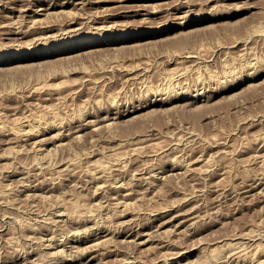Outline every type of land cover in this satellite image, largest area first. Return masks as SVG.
Returning a JSON list of instances; mask_svg holds the SVG:
<instances>
[{"label":"rangeland","instance_id":"rangeland-1","mask_svg":"<svg viewBox=\"0 0 264 264\" xmlns=\"http://www.w3.org/2000/svg\"><path fill=\"white\" fill-rule=\"evenodd\" d=\"M77 1L0 0V263L261 264L264 0Z\"/></svg>","mask_w":264,"mask_h":264},{"label":"bare ground","instance_id":"bare-ground-1","mask_svg":"<svg viewBox=\"0 0 264 264\" xmlns=\"http://www.w3.org/2000/svg\"><path fill=\"white\" fill-rule=\"evenodd\" d=\"M2 1H3V0H2ZM17 1H18V0H17ZM21 1H22V6H23L24 4H26V2H24V1H27V0H19V2H21ZM46 1H47V0H46ZM76 1H77V0H63V1H58V0H57V1H55V2L52 1L53 3H49V4L46 5V4L42 3V0H41V2H40V0H39V2H40V6H39V8L37 7L38 9H36V10H32L31 8H33V7H24V8H27V9H20V8L18 7V9L22 10V11L19 10V12L24 13V15H23L24 17H27V18L30 20L31 23L35 24V23H38V21L40 20V19H38L40 16H44V15H47V14L49 15L50 13L53 14V11H55L56 9L58 10V8L66 10V7H68V5L74 4ZM90 1H91V0H90ZM92 1H93V3L97 4V3H101V2L106 1V0H92ZM109 1H110V0H109ZM118 1H119V0H118ZM123 1H125V0H122V2H123ZM183 1H184V0H183ZM83 2H84V1H83ZM180 2H181V1H180ZM29 3H30V2H29ZM76 4L79 5V4H81V2L77 1ZM90 4H91V3H90ZM16 5H18V4H16ZM29 5H30V4H29ZM34 5H35V4H34ZM178 5L180 6V4H178ZM181 5H182V4H181ZM183 5H184V4H183ZM27 6H28V5H27ZM74 6H75V5H74ZM74 6H73V7H74ZM82 6L84 7V5H82ZM82 6H81V7H82ZM75 7H77V6H75ZM81 7H80V8H81ZM15 8H16V7H14V8L11 9V10H14ZM34 9H35V8H34ZM177 9H178V8H177ZM0 10H1V9H0ZM11 10H10V11H11ZM78 10H79V7H78ZM82 10H83V8H82ZM62 11H63V10H62ZM62 11H59V12H62ZM1 12H2V11H1ZM3 12H4V11H3ZM55 12H56V11H55ZM55 12H54V14H55ZM176 12H177V11H176ZM12 13H13V12H12ZM51 14H50V15H51ZM84 14H85V13H84ZM150 14H151V13H150ZM152 14H153V13H152ZM1 15H2V14H1ZM14 15H15V14H14ZM89 15H90V14H89ZM94 15H95V14H94ZM5 16H6V15H5ZM5 16H4V17H5ZM8 16H9V15H8ZM12 16H13V15H11L10 17H12ZM20 16H21V15H20ZM91 16H92V15H91ZM91 16H90V17H91ZM18 17H19V15H18ZM88 17H89V16H88ZM93 17H95V16H92V18H93ZM97 17H101V16H97ZM104 17H105V16H104ZM92 18H91V19H92ZM22 19H23V18H22ZM87 19H89V18H87ZM87 19H86V20H87ZM103 19H104V18H103ZM24 20H25V19H24ZM96 20H98V19H96ZM105 20H106V19H105ZM13 21H14V19H13ZM91 21H92V20H91ZM9 22H10V21H9ZM88 22H89V21H88ZM88 22H87V23H88ZM7 23H8V22H7ZM19 23H20V22H19ZM85 23H86V22H85ZM106 23H108V21H107ZM4 24H5V26L8 25V24H6V23H3V25H4ZM9 24H10V23H9ZM11 24H12V23H11ZM14 24H15V23H14ZM14 24H13V25H14ZM17 24H18V23H17ZM17 24H16L15 26H17ZM24 24H25V23H24ZM72 24H73V22H72ZM89 24H90V23H89ZM104 24H105V23H104ZM67 25H68V24H67ZM100 25H101V24H100ZM9 26H11V25H9ZM15 26H14V28H16ZM19 26H20V25H19ZM35 26H36V25H35ZM87 26H88V25H87ZM92 26H93V25H92ZM101 26H102V25H101ZM90 27H91V26H90ZM97 27H98V26H97ZM29 28H30V27H29ZM70 28H71V27H70ZM88 28H89V27H88ZM12 29H13V28H12ZM19 29H20V28H19ZM19 29H18V31H19ZM24 29H25V28H23V30H24ZM30 29H31V28H30ZM68 29H69V28H68ZM73 29H74V28L72 27V31H73ZM91 29H92V28H91ZM99 29H101V27L98 28V30H99ZM28 30H29V29H28ZM66 30H67V29H66ZM170 30H171L170 27H165V28H163V29H158L157 31H154V32L151 31V33H148V34L146 33V34H147V36H149V35H157V34H163V33H165V32H169ZM14 31H15V30H14ZM21 31H22V30H20V32H21ZM62 31H63V30H62ZM13 33H14V32H13ZM16 33H18V32H16ZM28 33H29V32H28ZM63 33H65V31H64ZM63 33L60 32V34H63ZM75 33H76V32H75ZM19 34H20V33H19ZM71 34H73V33H71ZM71 34H70V35H71ZM25 35H26V34H25ZM77 35H78V34H77ZM22 36H23V35H22ZM63 36H64V35H63ZM71 36H72V35H71ZM61 38H62V37H61ZM65 38H66V37H65ZM127 39H128V38H127ZM133 39H134V38H133ZM34 40H35V39H34ZM118 40H123V38H116V42H117ZM124 40H125V39H124ZM57 41H58V40H57ZM88 44H92V43H88ZM70 49L73 50L74 47H71ZM70 49H67V48H66V49H64V50H70ZM40 56H46V54H41ZM27 57H30V56H27ZM23 58H26V56H24ZM18 59H19V58H18ZM0 61H1V60H0ZM197 96H198V95H197ZM197 98H198V97H197ZM199 98H200V97H199ZM195 100H196V99H195ZM199 100H200V99H199ZM133 110H134V108H133L131 111H133ZM135 110H136V109H135ZM137 110H138V109H137ZM126 111L128 112V110H126ZM117 112H118V111H117ZM117 112H116V114H117ZM113 113H114V112H113ZM121 113H122V112H121ZM125 113H126V112H125ZM82 114H83V113H82ZM88 114H89V113H88ZM108 114H109V113L107 112V115H108ZM116 114H115V115H116ZM107 115H106V116H107ZM106 116L104 117L105 119L108 118V117L106 118ZM118 116H119V115H118ZM120 116H121V115H120ZM55 117L57 118L58 115H57V116L55 115ZM81 117H82V116H80V118H81ZM84 117H85V116H84ZM87 117H88V116H87ZM87 117H86V118H87ZM109 117H110V116H109ZM26 118H27V117H26ZM26 118H25V119H26ZM58 118H59V117H58ZM113 118H114V117H113ZM113 118H112V119H113ZM117 118H118V117H117ZM28 119H29V118H28ZM59 119H60V118H59ZM82 119H83V118H82ZM99 120H100V119H99ZM25 121H26V120H25ZM28 121L30 122V119H29ZM38 121H39V120H38ZM42 121H43V120H42ZM106 121H107V120H106ZM110 121H111V120H110ZM110 121H109V122H110ZM113 121H114V120H113ZM113 121H111V122H113ZM29 122H28V123H29ZM31 122H32V121H31ZM36 122H37V121H36ZM63 122H65V121H62V123H63ZM114 122H115V121H114ZM28 123H27V124H28ZM38 123H39V122H38ZM45 123H48V122H45ZM60 123H61V121H59L58 119H55L54 122H52V123H50V124L48 123V125H56V124H60ZM103 123H104V121H103ZM24 124H25V123H24ZM31 124H32V123H31ZM41 124H42V122H41ZM41 124H39V125H41ZM43 124H44V123H43ZM84 124H85V123H84ZM94 124H95V123H94ZM96 124H97V123H96ZM104 124H106V123H104ZM107 124H109V123L107 122ZM107 124H106V125H107ZM114 124H115V123H112V124L110 123V126H111V125H114ZM21 125H23V124L21 123ZM21 125H20V126H21ZM33 125H36V124H33ZM44 125H45V124H44ZM63 125H64V124H63ZM79 126H80V125H79ZM21 127H22V126H21ZM21 127H17V128H21ZM36 127H37V126H36ZM36 127H35V128H34V127H31V128H32L33 130H34V129L37 130ZM44 127H46V126H44ZM51 127H52V126H51ZM57 127H58V126H57ZM104 127H105V125H104ZM111 127H112V126H111ZM60 128H61V127H60ZM108 128H110V127L108 126ZM13 129H14V128H13ZM29 129H30V128H29ZM32 129H30V130H32ZM19 130H20V129H19ZM19 130H15V129H14L13 131H19ZM25 130H26V129H25ZM25 130H23V132H22L23 134H24V131H25ZM35 130H34V132H35ZM38 130H39V129H38ZM69 130H70V129H69ZM40 131H41V130H40ZM65 131H66V130H65ZM65 131H64V132H65ZM19 132H20V131H19ZM25 132H26V131H25ZM37 132H38V131H37ZM75 132H76V131H75ZM14 133H16V132H14ZM17 133H18V132H17ZM20 133H21V132H20ZM22 133H21V134H22ZM27 133H28V132H27ZM27 133H26V134H27ZM40 133H41V132H40ZM42 133H43V132H42ZM59 133H60V132H59ZM62 133H63V132H62ZM26 134H25V135H22V136H26ZM37 134H39V132H38ZM57 134H58V133H57ZM65 134H66V133H65ZM67 134H68V133H67ZM55 135H56V134H55ZM55 135H54V136H55ZM28 136H29V134H28ZM57 136H58V135H57ZM61 136H62V135H61ZM66 136H67V135H66ZM66 136H64V137H66ZM26 137H27V136H26ZM29 137H30V136H29ZM38 137H39V136H38ZM38 137H37V138H38ZM52 137H53V136H52ZM35 138H36V137H35ZM41 138H42V137H41ZM55 138H56V137H55ZM25 139H26V138H25ZM38 139H39V140H38ZM38 139H37V142L40 141V138H38ZM42 139H44V138H42ZM50 139H52V138H50ZM53 139H54V138H53ZM57 139H58V138H57ZM59 139H60V136H59ZM26 140H27V139H26ZM44 140H45V139H44ZM60 140H61V139H60ZM62 140H63V139H62ZM22 141H24V138H23ZM28 141H29V140H28ZM50 141H51V140H50ZM24 142H25V141H24ZM35 142H36V141H35ZM37 142H36V143H37ZM40 142H44V141L42 140V141H40ZM52 142H53V141H52ZM54 142H55V141H54ZM57 142H58V141H57ZM61 142H63V141H61ZM28 143H29V142H28ZM36 143H35V145H36ZM47 143H48V142H47ZM39 145H43V144L40 143ZM49 145H50V144H49ZM42 147H43V146H42ZM43 149H44V148H43ZM38 150H39V149H38ZM44 150H45V149H44ZM197 160H198V159H197ZM188 163H189V162H188ZM188 163H186V164H188ZM180 164H181V163H180ZM177 165H178V164H177ZM177 165H176V166H177ZM181 165H182V164H181ZM183 165H185V164H183ZM190 165H191V164H190ZM97 166H98V165H97ZM97 166H95V167H97ZM99 166H100V165H99ZM99 166H98V169H97V170H98V172H97L98 175H97V176L95 175V176H94L95 178H93V179H95L98 183H100V181H103V180L105 179V178L103 179V178H102V175H99V174H103V170H104L105 168L107 169V166H104L105 168H104V167H103V168H100ZM172 166H173V165H172ZM188 166H189V165H188ZM188 166H187V167H188ZM93 167H94V166H93ZM101 167H102V166H101ZM173 167H175V165H174ZM173 167H172V168H173ZM182 167H184V166H182ZM182 167H181V168H182ZM185 167H186V166H185ZM172 168H171V170H172ZM181 168H180V169H181ZM188 168L190 169V167H188ZM95 169H96V168H95ZM155 169H156V168H155ZM173 169H175V168H173ZM185 169H187V168H185ZM189 169H187V170H188V171H191V170H189ZM90 170H91V169H90ZM108 170H109V167H108V169H107L106 171H108ZM160 170H161V169H160ZM187 170H186V171H187ZM192 170H193V169H192ZM92 171H94V170H92ZM95 171H96V170H95ZM164 171H165V170H164ZM104 172H105V171H104ZM109 172H111V171H109ZM143 172H144V171H143ZM147 172H148V170H147ZM93 173H94V172H93ZM93 173L91 172V175H93ZM154 173H155V172H154ZM154 173H153L152 175H155ZM157 173H158V171H157ZM89 174H90V173H89ZM89 174L87 173V176H89ZM94 174H96V173H94ZM105 174H106V173H105ZM105 174H104V176H105ZM109 174H110V173H109ZM137 174H138V173H137ZM148 174H150V173H148ZM161 174H162V173H161ZM91 175H90V176H91ZM135 175H136V173L134 174V176H135ZM142 175H143V174H142ZM111 176L113 177V175H111ZM120 176H121V175H120ZM143 176H144V175H143ZM145 176H146V175H145ZM145 176H144V178L147 177V176H146V177H145ZM156 176H158V175H156ZM108 177H109V175H108ZM112 177H111V178H112ZM150 177H152V176H150ZM91 178H92V177H90V179H91ZM109 178H110V177H109ZM114 178H115V177H114ZM116 178H117V177H116ZM121 178H123V177H121ZM144 178H143V179H144ZM100 179H103V180H100ZM134 179H136V178H134ZM148 179H149V178H148ZM148 179L146 178L147 181H149ZM263 179H264V177H259V178H258V181H259V182L257 183V185L260 186V184H261L260 182H262ZM105 180H106V179H105ZM108 180H109V179L107 178V181H108ZM113 180H114V179H113ZM113 180H112V181H113ZM112 181H111V182H112ZM114 181H115V180H114ZM263 181H264V180H263ZM104 182H105V184H106V181H104ZM109 182H110V181H109ZM109 182H107V184H108ZM24 183H25V182H24ZM93 183H95V182L93 181ZM98 183H97V185H102V182H101V184H98ZM113 183H114V182H113ZM116 183H117V181H116ZM120 183H121V182H120ZM122 183H123V182H122ZM149 183H150V182H149ZM251 183H253V182H251ZM262 183H263V182H262ZM25 184H27V183H25ZM28 184H29V182H28ZM103 184H104V183H103ZM105 184H104V185H105ZM111 184H112V183H111ZM114 184H115V183H114ZM248 184H249V183H248ZM248 184H246L247 186L245 185V187H243V189H241V192H240L241 194H247V193L250 192V190L252 189L250 185H252V184H250V185H248ZM263 184H264V183H263ZM32 185H33V184H32ZM95 185H96V184H95ZM97 185H96L95 187H97ZM104 185H102V186H104ZM22 186H23V185H22ZM27 186H28V185H27ZM29 186H30V185H29ZM112 186H113V184H112ZM115 186H116V185H115ZM119 186H121V188H124V187H122V184H121V185H118L117 187H119ZM252 186H253V185H252ZM23 187H25V186H23ZM30 187H31V186H30ZM98 187H99V186H98ZM107 187L109 188V185H108ZM262 187H263V186H262ZM262 187H261V188H262ZM241 188H242V186H241ZM253 188H254V187H253ZM20 189H21V191H22V189H24V188H20ZM100 189H101V188H100ZM106 189H107V188H106ZM106 189H104V190L106 191ZM111 189H114V188L110 187V191H111ZM254 189H255V188H254ZM254 189H253V190H254ZM24 190H25V189H24ZM26 190H27V189H26ZM26 190H25V191H26ZM237 190H240V189L238 188ZM112 191H113V190H112ZM29 192H30V191H29ZM29 192H28V193H29ZM25 193H26V192H25ZM236 193H237V192H236ZM128 194H129V193H128ZM126 196H127V194H126ZM128 196H130V195H128ZM128 198H129V197H128ZM129 200H130V199H129ZM183 202H184V201H183ZM182 204H183V203H182ZM184 205H186V204H184ZM176 208H177V207H176ZM180 208H181V207H180ZM172 209H173V208H172ZM193 209H194V208H193ZM191 210H192V209H191ZM191 210H190V211H191ZM168 211H169V210H168ZM174 211H176V210H174ZM188 211H189V210H188ZM188 211H187V212H188ZM190 211H189V212H190ZM194 211H195V210H194ZM194 211H193V212H194ZM61 212H62V211H61ZM176 212H177V211H176ZM189 212H188L186 215L190 214ZM193 212H192V213H193ZM64 213H65V212H64ZM165 213H167V212H162L161 215L163 216V214H165ZM52 214H53V213H52ZM58 214H59V213H58ZM58 214H57V215H58ZM62 214H63V213H62ZM167 214H168V213H167ZM171 214H172V212H171ZM178 214H180V213H178ZM178 214L176 213V215H178ZM174 215H175V214H174ZM174 215H173V216H174ZM181 215H183V214H181ZM51 216H52V215H51ZM65 216H66V215H65ZM164 216H165V215H164ZM173 216H172V217H173ZM194 216H195V215H194ZM196 216H197V215H196ZM59 217H60V216H59ZM165 217H166V216H165ZM169 217H170V216H169ZM169 217H168V218H169ZM187 217H188V216H187ZM190 217H191V216H190ZM190 217L187 218L186 220H189ZM199 217H200V216H199ZM50 218H51V217H50ZM52 218H53V217H52ZM62 218H63V217H62ZM62 218H61V219H62ZM64 218H65V217H64ZM163 218H164V217H163ZM168 218H167V220H170V219H168ZM177 218H178V217H177ZM192 218H193V216H192ZM192 218H191V219H192ZM45 219H46V218H45ZM45 219H44V220H45ZM47 219H48V218H47ZM55 219H56V218H55ZM155 219H158V218H155ZM155 219H154V220H155ZM179 219H180V218H179ZM191 219H190V220H191ZM194 219H195V218H194ZM194 219H193V221H194ZM50 220H51V219H50ZM56 220H57V219H56ZM171 220H172V218H171ZM48 221H49V219H48ZM58 221H59V220H57V222H58ZM156 221H157V220H156ZM195 221H196V219H195ZM195 221H194V222H195ZM46 222H47V221H46ZM50 222H51V221H50ZM60 222H61V221H60ZM164 222H165V221L163 220V223H164ZM172 222H174V221H172ZM183 222H184V221H183ZM183 222L180 221L179 223L181 224V223H183ZM196 222H197V221H196ZM163 223H162L161 225H164V226H161V225H160L161 227H165L167 224H169V222H168V223L166 222L165 224H163ZM180 224H179V225L177 224V225L180 226ZM190 224H191V223H190ZM152 225H153V224H152ZM174 225H175V224H174ZM191 225H192V224H191ZM147 226L149 227V225H147ZM169 226H170V225H169ZM132 227H133V226H132ZM141 227H142V226H141ZM170 227H171V226H170ZM136 228H137V227H136ZM143 228H144V227H143ZM106 229H107V228H106ZM129 229H130V228H129ZM129 229H128V230H129ZM138 229H139V226H138ZM177 229H178V228H177ZM193 229H194V228H193ZM101 230H102V229H101ZM128 230H127V231H128ZM134 230H135V229H134ZM134 230H132V231H134ZM143 230H145V229H143ZM143 230H140L141 232H136V234H133V233H132V234L130 235V237H132L131 240H132L133 244L135 243L136 245L144 246L145 244H147V243L149 242V240H150V237L148 236L149 234H145V233H147V231L145 232V231H143ZM148 230H149V229H148ZM99 231H100V230H99ZM129 231H130V230H129ZM71 232H72V231H71ZM191 232H192V231H191ZM193 232H194V231H193ZM61 233H62V232H61ZM69 233H70V232H69ZM90 233H91V232H90ZM95 233H96V232H95ZM99 233H100V232H99ZM99 233H98V234H99ZM121 233H122V232H121ZM148 233H149V232H148ZM67 234H68V233H67ZM73 234H75V233H73ZM83 234H84V233H83ZM87 234L89 235V233H87ZM91 234H92V233H91ZM98 234H97V235H98ZM114 234H115V233H114ZM129 234H130V233H129ZM59 235H60V233L58 234V236H59ZM92 235H93V234H92ZM107 235H109V234L107 233ZM52 236H53V234H52ZM58 236H55V237H58ZM62 236H64V235H62ZM75 236H77V232H76V235H75ZM82 236H83V235H82ZM85 236H86V233H85ZM95 236H96V235H95ZM104 236H106V234H105ZM104 236H103V237H104ZM113 236H114V235H113ZM117 236H118V235H117ZM119 236H120V235H119ZM121 236H122V235H121ZM146 236H148V237H147L148 239L146 238L147 240H144ZM50 237H51V236H50ZM65 237H66V236H65ZM65 237H63V238H65ZM89 237H90V236H89ZM115 237H116V236H115ZM51 238H53V237H51ZM51 238H50V239H51ZM61 238H62V237H61ZM81 238H82V237H81ZM83 238H84V237H83ZM95 238H96V237H95ZM95 238H94V239L92 238V239L94 240V242H95ZM248 238H249V237H248ZM87 239H88V236H87ZM90 239H91V238H90ZM117 239H119V238H117ZM125 239H126V238H125ZM48 240H49V238H48ZM60 240H61V239H60ZM74 240H76V238H75ZM82 240H83V239H82ZM127 240H128V239H127ZM127 240H126V241H127ZM249 240H250V239H249ZM46 241H47V240H46ZM50 241H51V240H50ZM86 241H87V240H86ZM115 241H116V240H115ZM117 241H118V240H117ZM129 241H130V240H129ZM251 241H252V240H251ZM47 242H48V241H47ZM58 242H59V241H58ZM63 242H64V241H63ZM70 242H71V241H70ZM79 242H80V241H79ZM88 242H89V241H88ZM50 243H51V242H50ZM55 243H56V241H55ZM55 243H54V244H55ZM64 243H65V242H64ZM68 243H69V242H68ZM130 243H131V241H130ZM220 243H221V242H220ZM243 243H244V242H243ZM54 244H51V245L53 246ZM59 244H60V243H59ZM71 244H72V243H71ZM74 244H75V243H74ZM76 244H77V243H76ZM93 244H95V246H96L98 243H93ZM236 244H237V243H236ZM42 245H43V244H42ZM42 245H41V246H42ZM47 245L50 246L49 243H47ZM72 245H73V244H72ZM72 245H71V246H72ZM78 245H79V244H78ZM227 245H229V243H228ZM227 245L225 244V246H227ZM231 245H232V246L229 245V246H230L229 248H232V247H233V244H232V243H231ZM234 245H235V244H234ZM263 245H264V244H263ZM43 246H44V245H43ZM52 246H51V247H52ZM65 246H67V245H65ZM93 246H94V245H93ZM95 246H94V247H95ZM225 246H224V248H225ZM240 246H241V245H240ZM240 246H239V249H243V248H240ZM258 246L260 247V249L257 248V249H258V252H259V250H261L262 247H261L260 245H258ZM44 247H47V246H44ZM51 247H50V248H51ZM54 247H55V246H54ZM62 247H63V246H62ZM90 247H91V246H90ZM235 247H237V246H235ZM77 248H78V247H77ZM87 248H88V247H87ZM220 248H221V246H220ZM226 248H227V247H226ZM226 248H225V249H226ZM229 248H228V249H229ZM255 248H256V245H255ZM255 248H254V250H255ZM57 249H58V248H57ZM59 249H60V248H59ZM233 249H236V248H233ZM237 249H238V248H237ZM245 249H246V248H245ZM61 250H64V248H63V249L61 248ZM226 250H227V249H226ZM230 250H231V249H230ZM243 250H244V249H243ZM262 250H263V249H262ZM42 251H43V250H42ZM53 251H55V250H53ZM235 251H236V250H235ZM235 251H234V252H235ZM43 252H44V251H43ZM55 252H58V251L56 250ZM55 252H54V253H55ZM63 252H65V251H63ZM231 252H232V251H231ZM231 252H230V254H228L229 256L231 255ZM242 252H243V251H242ZM251 252H252V251H251ZM254 252H255V251H254ZM254 252H253L251 255H254V256H255V254L258 253V252H255V253H254ZM260 252H261V251H260ZM49 253H50V252H49ZM54 253H53L52 256L55 255ZM243 253H246V254H247V251H246V252L244 251ZM243 253H241V254L243 255ZM32 254H33V253H32ZM46 254H48V252H46ZM51 254H52V253H51ZM61 254H62V253H61ZM67 254H68V253H67ZM102 254H103V253H102ZM225 254H227V253H225ZM233 254H234V253H232V255H233ZM235 254H237V256H238V255L241 256V254H238V251H237V253H235ZM235 254H234V256H235ZM248 254H249V253H248ZM263 254H264V252H263ZM57 255H58V254H56V256H57ZM63 255H64V253H63ZM183 255H184V254H183ZM223 255H224V254H223ZM232 255H231V256H232ZM244 255H245V254H244ZM251 255H245L243 258H244V259H247V260L249 259V261H250V260H251L250 258L252 257ZM33 256H34V255H33ZM50 256H51V255H50ZM58 256H59V255H58ZM65 256H66V254H65ZM67 256H68V255H67ZM70 256H71V255H70ZM181 256H182V255H181ZM221 256H222V255H221ZM254 256H253V257H254ZM48 257H49V256H48ZM61 257H62V256H61ZM71 257H72V256H71ZM238 257H239V256H238ZM241 257H242V256H241ZM241 257H239V258L241 259ZM26 258H27V257H26ZM53 258H54V257H53ZM55 258H56V257H55ZM55 258H54V259H55ZM58 258H60V257H58ZM62 258L64 259V257H62ZM66 258H68V257H65V259H66ZM72 258H74V257H72ZM220 258H221V257H220ZM220 258H219V259H220ZM229 258H230V257H229ZM233 258H234V257H233ZM14 259H15V258H14ZM16 259H18V258H16ZM60 259H61V258H60ZM94 259H95V258H94ZM217 259H218V258H217ZM222 259H226V258L223 257ZM231 259H232V258H231ZM253 259L255 260V258H253ZM23 260H24V258H23ZM23 260H22V261H23ZM27 260H28V259H27ZM29 260H30V259H29ZM58 260H59V259H58ZM67 260H68V259H67ZM74 260H75V259H74ZM220 260H221V259H220ZM220 260H219V261H220ZM227 260H229V259H227ZM237 260H238V258H237ZM257 260H258V259H257ZM8 261H9V260H7V262H8ZM10 261H11V260H10ZM14 261H15V260H14ZM20 261H21V260H20ZM60 261H61V260H60ZM62 261H63V260H62ZM65 261H66V260H65ZM219 261H217L218 264H219ZM223 261H224V263H225L226 260H222V262H223ZM234 261H235V260H233L232 262H234ZM240 261H241V260H240ZM244 261H245V260H244ZM252 261H253V260H252ZM262 261H263V260H262ZM16 262H17V261H16ZM29 262H30V261H29ZM31 262H32V261H31ZM172 262H173V261H172ZM227 262H228V261H227ZM229 262H230V260H229ZM232 262H231V263H232ZM235 262H236V261H235ZM256 262H257V261H256ZM263 262H264V261H263ZM263 262H262V263H263ZM5 263H6V260H5ZM8 263H9V262H8ZM18 263H19V262H17L16 264H18ZM24 263H26V262L24 261ZM24 263H22V264H24ZM33 263H34V262H33ZM50 263H51V262H50ZM52 263H53V261H52ZM56 263H57V262H56ZM247 263H248V262H247ZM259 263H260V261H259ZM262 263H261V264H262ZM0 264H1V263H0ZM35 264H36V263H35ZM44 264H45V263H44ZM47 264H48V263H47ZM226 264H228V263H226ZM234 264H235V263H234ZM236 264H238V263H236ZM240 264H242V263H240ZM243 264H244V262H243ZM256 264H258V263H256ZM263 264H264V263H263Z\"/></svg>","mask_w":264,"mask_h":264}]
</instances>
